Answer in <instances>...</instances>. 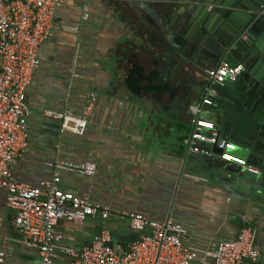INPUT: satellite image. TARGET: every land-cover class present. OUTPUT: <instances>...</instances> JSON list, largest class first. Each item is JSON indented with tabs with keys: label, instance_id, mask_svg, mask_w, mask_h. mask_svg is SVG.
<instances>
[{
	"label": "crops",
	"instance_id": "1",
	"mask_svg": "<svg viewBox=\"0 0 264 264\" xmlns=\"http://www.w3.org/2000/svg\"><path fill=\"white\" fill-rule=\"evenodd\" d=\"M170 4L63 0L26 93L29 147L12 166L13 175L18 182L36 186L52 177L47 164L55 160L96 165L92 177L60 173L64 190L111 213L106 222H59L56 231L69 245L90 244L106 227L113 245L126 248L139 234L116 215L123 211L153 221L173 217L188 231L186 244L202 253L234 239L248 225L254 247L264 254V188L251 189L226 170L234 166L191 155L184 145L191 131L189 108L200 99L207 69L194 73L184 68L178 79L167 80L168 88L160 94L145 89L146 81L140 80L165 70L164 60L179 62L168 56L174 51L154 28H163L160 19L164 11H173ZM159 85L154 74L150 86ZM90 92L97 99L84 136L61 133L59 123L45 115L66 109L80 114ZM210 107L201 115L204 120L211 121ZM13 216L0 190V234L9 247L5 264H38L34 252L21 251L13 240L14 233L20 235Z\"/></svg>",
	"mask_w": 264,
	"mask_h": 264
},
{
	"label": "built area",
	"instance_id": "2",
	"mask_svg": "<svg viewBox=\"0 0 264 264\" xmlns=\"http://www.w3.org/2000/svg\"><path fill=\"white\" fill-rule=\"evenodd\" d=\"M63 0H0V190L5 204L13 211V227L22 236V246L35 253L38 264H245L264 263V254L254 247V232L248 225L231 240L220 241L210 252L188 246L187 229L168 216L153 221L138 213L119 212L139 237L126 248L113 245L111 232L103 227L92 242L83 246L66 244L56 231L59 222L82 224L89 219L106 222L107 207L91 204L61 187L60 173L92 177L96 165L91 161L55 160L47 164L51 178L36 186L16 180L12 166L29 147L30 110L26 93L39 64V50L52 36L53 19ZM264 12V4L260 13ZM87 15L83 16L85 20ZM243 71L240 64L225 59L205 71L207 85L199 101L189 108L191 131L184 140L191 155L245 167L229 152L233 150L215 125L202 118L211 106L216 87L234 82ZM97 96L90 92L80 114L66 109L45 115L59 123L61 133L84 136L93 117ZM214 147L222 151L213 152ZM253 172L256 170L250 169ZM9 247L0 234V264H5Z\"/></svg>",
	"mask_w": 264,
	"mask_h": 264
},
{
	"label": "water",
	"instance_id": "3",
	"mask_svg": "<svg viewBox=\"0 0 264 264\" xmlns=\"http://www.w3.org/2000/svg\"><path fill=\"white\" fill-rule=\"evenodd\" d=\"M263 4L264 0H171L174 9L169 15L164 11L163 20L160 19L163 28H154L174 51L168 56L179 62L164 60L165 70L159 74L151 72L148 78L140 77L147 83L145 89L160 94L168 88L167 80L178 79L184 68L197 73L224 59L242 65L243 71L234 82L216 87L210 122L219 136L233 145L229 153L245 164L244 168L230 164L234 169L226 170L237 181L250 184L253 190L264 188V12L260 13ZM214 55L218 60L212 62ZM197 56L206 64L198 65ZM154 74L160 85L151 88ZM213 152L222 154L216 147Z\"/></svg>",
	"mask_w": 264,
	"mask_h": 264
},
{
	"label": "rangeland",
	"instance_id": "4",
	"mask_svg": "<svg viewBox=\"0 0 264 264\" xmlns=\"http://www.w3.org/2000/svg\"><path fill=\"white\" fill-rule=\"evenodd\" d=\"M129 233H130V232H126V235H128ZM12 237L15 238V239H13V240H15V241H17L18 243L21 244V251L29 252V249H28V248L22 246L23 238H22L21 235H18V234H15V233H14ZM116 239H117V238H116ZM30 251H31V250H30ZM32 259H33V258H32Z\"/></svg>",
	"mask_w": 264,
	"mask_h": 264
},
{
	"label": "flooded vegetation",
	"instance_id": "5",
	"mask_svg": "<svg viewBox=\"0 0 264 264\" xmlns=\"http://www.w3.org/2000/svg\"><path fill=\"white\" fill-rule=\"evenodd\" d=\"M201 58V57H200ZM216 60H218V56L217 55H214L213 56V60L212 62H215ZM196 62L198 63V65H202V62L199 61V57L197 56V59H196ZM209 65H213V64H209ZM207 85V82L206 80L204 79V86Z\"/></svg>",
	"mask_w": 264,
	"mask_h": 264
}]
</instances>
